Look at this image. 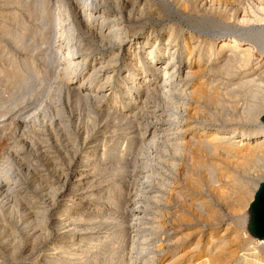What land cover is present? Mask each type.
<instances>
[{
    "label": "rangeland",
    "instance_id": "rangeland-1",
    "mask_svg": "<svg viewBox=\"0 0 264 264\" xmlns=\"http://www.w3.org/2000/svg\"><path fill=\"white\" fill-rule=\"evenodd\" d=\"M69 1L70 0H55L56 4L54 6V1L46 0V7H48V9H46L45 12H40L38 16L37 12L34 14L32 13L33 9L35 8L33 5H37L36 1L34 2V0H0V95L3 94L2 96H0L2 98H0V102L6 101V106L0 105V118L4 119L3 124L5 128H2L3 124H0V264H53L52 254L54 253V251L56 252L58 248L62 247V245H65L72 239H78L77 237L79 236V233L83 234L85 239L84 242H80L78 244L79 250L77 251V253H80L81 251L86 250L89 247H93L95 251V248H97L98 250L96 252H106L103 259L98 262V264H105L104 262L107 259L106 255L108 254V252L114 251L112 249L113 245L118 241L117 238L119 233H117V229L122 226H124L125 231H128L127 233H129L130 229L133 232L135 231L134 234L130 230L129 234H131V236L132 233L133 236H137V233H139L140 241L138 240L137 243L139 248L142 246L145 248L146 245H148V247H146L145 251L143 252L161 251L162 253H158L157 256L159 261L164 260L172 253L192 251L201 252L205 241L203 240V242H197L201 235V233L198 232L205 226L206 221L202 220L203 218L200 220V213H198L196 208H199L200 210L201 208L199 207L200 205L197 206L198 203L196 202L202 201L203 199L211 200L213 202V207L211 206V209H208L209 211H207L206 208L203 209L204 211H206L204 218H206V216L208 215V217L211 218L210 216L215 213L214 219L213 221H211L212 223H208L206 229L209 230V228L211 227L215 228L217 230V235H221V233H225L226 230L229 229L228 233H231L229 234V237L232 238V236L237 233L241 237V240L247 238L246 231L244 230L245 226L243 225L245 210H238V206L237 204H235L237 203V201L232 198L236 197V194L233 195L232 193L233 187L224 185L223 187L221 185V179L226 177V175L222 174L223 172H221L220 170H224L226 172L228 171L227 173H229V176H231V174L233 173L232 175H237L242 180L247 177V180L245 179L247 183L251 178L254 184L250 183L249 187L253 188V185L255 187V184L257 182H261L264 180V167H262V165H264V157L263 159H261L264 154L257 156L258 158H247L242 156L233 158L229 154L221 153L222 156L221 154H219V158L216 157V159H213L214 162H217L218 166H216L217 164L215 163V165H213L212 167L206 168L204 173L203 170L201 171V169L197 168L193 163H191L192 161L190 157L194 153V151L190 149L192 146H190L189 144L184 145V150L181 152L179 151V143L183 142V144H185L186 141H189V139L197 136L199 137L198 133L204 126L218 125L224 127L226 131H237L239 133H251L260 128L261 121L260 119H258V113L260 112L261 108L259 104L264 97V79L261 78V76H258L255 82L252 81L246 85H241L236 90L230 91L229 94L218 93H224L226 91L228 92L227 88H231L233 84L237 83L244 72L250 73L252 69L256 67L255 65H257L261 61L264 62V0H111V2L115 1L116 5L118 6V8L116 7L118 11L116 8H112V4H114L113 7L116 5L114 2L111 3L110 0H108V3L107 0H101L102 5L100 4L101 2H99L100 0L96 1V4L100 6H96V8H93L94 12L100 11L99 13H101L105 10L104 12L110 14L108 15L110 16V18L113 17L112 15L114 13L117 16H120L121 14V22L123 23L121 24V26L123 28V31L125 29L124 32L129 38L140 36L142 37L144 33H147L152 29H155L159 32H164L165 36L161 38V42L164 43L163 45H161L162 48H166L169 41V39L167 38H171L169 36V31L172 28L174 29V33L172 36V41L174 43L172 42L173 44L170 45L172 48L176 44H179V49L182 48L183 39L189 38L190 36L194 38L193 40L195 44H197L196 46L202 49L205 54L208 50V45L212 44V42L214 43L215 41L219 43L220 40L223 39L222 37H225V32H220L219 29L221 28L219 27L225 28L227 27V25H229L233 28L245 29V33H247L246 38L249 37L246 42L248 43V46L250 45L251 48V60L249 65L242 68L241 70L232 69L229 73H215L211 71L205 73L204 81H207V85H209L210 88V96L208 98L200 99L193 96L184 97V94L179 90L175 91L173 96L177 104L176 113H178L179 115L177 120L170 116L172 107L168 106L167 103H165L164 97H162L163 95L161 96L162 92H157V96L155 95V98L151 99L152 101L148 100L147 104L142 107L143 109L140 108L142 104L139 103L140 106L137 105L136 107H132V109L126 111L123 107L120 108V105H122V103L120 104L118 99L121 92L119 93L114 89L110 91H104L105 89H110L108 83L102 88L99 87V85L106 82L104 79L107 75L105 74V71H102V73L99 72L98 75L96 69H98L99 64L101 66L103 64L106 65L105 61H111L112 65L109 64L110 67L114 66L113 68H116V72L118 71L119 73V80L114 84V87L117 86L116 88H119V90L121 91L127 87L129 78L126 76L128 75L127 73L128 71H130V68H132V66L128 62L129 57H127L129 55V52L126 51V48L124 51H122V53H119L118 51V53L112 51V45L109 44L110 42H105L104 39H102V33H100L99 30H86L83 25L78 23V17H73L76 15L75 13L78 2L79 4L81 2L79 0H72L74 3L71 1L70 3ZM147 1H149V4ZM103 2L108 6V8ZM123 2H125V4ZM129 2L132 3V5L135 3L133 5V8H130L131 11L130 9H128V4H130ZM139 4L140 6L144 4V7H136ZM61 5H64L65 7L63 6L64 8L61 9ZM167 6L170 8V10ZM66 8L69 9L70 13L74 11L73 13H71L72 15L70 14L68 22H70L72 26L75 25V27H73L75 30L78 29L77 31L81 30L80 28L82 26L83 30H85V32L87 31V35L83 30L79 31V33L74 29H72V31L74 32L71 34L69 32V26L71 25H67L66 21L65 23L61 22V27L63 29L66 26L68 27V29L67 27L64 29L66 35L64 34V37L61 39V41L60 39H54L53 35L51 34L52 28L49 20L53 22L52 16L54 15V13L60 14L62 19L64 18V20L68 19L66 17L67 15H65V11L67 10ZM17 10L20 13L19 17H15L14 15H12L13 12H16ZM24 10L25 12L23 13ZM126 12L129 15H127ZM99 13H97V15ZM43 19H48V21L45 20V22L47 21L49 24L46 22L45 25V23L42 22ZM187 19H189V21ZM22 22H24L25 26L24 24H22ZM201 25L209 28L210 31H214L215 33H217V35L214 34V32L209 33V31L205 28L203 29ZM209 26H211L212 28L210 29ZM3 27L5 28L3 29ZM21 27L22 31L19 30ZM47 30L48 32H46ZM75 32L76 34H74ZM44 33H47V36ZM90 33H92L93 36ZM94 33H97L95 35L98 36L96 37ZM69 34L71 37L69 36ZM28 35L30 37L34 36V39L28 40L30 39V37H27ZM45 37H49L50 39L53 38L50 41L51 43H49L50 45H52L51 47L53 48V50H51L52 48L48 45ZM99 37L100 39H98ZM41 38H43V41ZM83 38L87 40V42L84 41ZM252 38L255 41H253ZM68 40L71 43L72 47L78 48V46L81 45L78 49L76 48L78 51H76V49L74 48V51L76 53L75 57H81L80 59L86 61L85 64H82L78 69H76L77 71L74 72L75 76L78 78L73 75L74 73L69 75L70 81L68 79L66 81L65 74L68 69H66L67 66L65 65V60H63L64 56L63 54H61L62 52H59L58 50L59 45H65L66 43H69ZM97 40L100 41L98 42ZM101 40H103V43H100ZM52 41L55 44L52 43ZM78 43L80 44L77 46ZM93 46L96 47L97 50L94 49ZM89 48L91 50L94 49L93 51L95 53L91 50L89 51ZM54 49L58 50V54L56 53V56V50L54 51ZM3 51H8V55L4 56L5 53ZM52 51L54 52V54ZM46 53L49 55L47 56ZM86 53L89 55L88 58V55ZM114 54L116 58L114 57ZM189 54L190 50L185 47L182 51H179V55L174 60V62L179 64L180 67L187 68L186 59L188 58ZM109 56L111 57L109 58ZM111 58H114V60L116 59L117 63L113 62ZM204 59L205 62L209 61L207 55H205ZM52 60L54 61L51 64L50 61ZM13 66H17V70L19 69L18 76H20V78L26 77L28 79L32 75L33 76L31 77V79H28V81L26 80L25 82L23 81L25 80L24 78L20 81H16L17 77L13 78ZM263 66L261 67L262 70H264ZM62 69L64 71H62ZM92 70L94 71V73ZM89 71L91 75L93 73L96 75V77L95 75L90 76ZM62 72L64 73V75ZM87 75L88 78H86ZM145 75L146 79L152 78V75L148 71ZM196 79L197 78L188 77L184 83H186L187 81L189 82L188 84L192 86L196 84ZM72 82L73 84L71 85L70 83ZM75 86H77L78 88H74ZM58 88H62V90ZM78 92H80L79 95ZM82 92L83 94L80 95ZM89 92L90 94L92 93V96L89 95ZM211 95L214 97V99ZM99 96L102 98H100ZM83 97L85 98V100ZM158 102L160 106L158 105ZM179 102L180 104H178ZM155 103L157 106L155 105ZM156 107L157 109H155ZM12 108H14L13 111ZM163 108L166 109L163 110ZM114 109L117 112H115ZM104 110L110 111L107 113ZM123 112L126 114L130 113L129 115H132L129 124L128 122L121 120L120 113ZM141 112L146 114H141ZM152 112H154L152 114L153 116L151 115ZM117 113L118 115H116ZM149 113V117L151 116L150 118L148 117ZM140 115H142V117ZM118 116H120L119 119ZM158 116L161 122L159 121ZM140 117L143 120H141ZM7 118L8 120H6ZM156 118H158V121ZM132 120L134 121V125L133 123H131ZM145 120L150 121L147 123ZM151 120H153L154 123ZM149 123L157 125V129L155 130V132L146 131V126H148ZM129 127L131 128L129 129ZM124 130L131 133V135L133 133H137L138 130H141L143 133L139 131L137 133L138 135H132H135L137 137L139 136V139L133 140L130 138V140H128L129 142L124 141V143H122L125 138H120L119 135L121 134V131L125 132ZM142 134H144V137L142 136ZM150 138H152L153 140H150ZM119 140H121L122 142H119ZM147 140L150 144L146 143ZM143 141L145 142L143 143ZM118 142L122 144V146H120L121 150L115 151V153H113L114 147L116 146V144H118ZM130 142H132L133 144ZM122 147L124 149H122ZM125 147L128 152L125 151ZM92 148H95L97 154L93 155V159L89 164L88 162L83 163V172L85 175L83 174L82 176H79L74 172H71L70 166H68V158H72L71 154H75L77 149H80L78 160L79 162H82V160H84V158L86 157V152L88 150L89 152H91ZM166 148L167 150L164 152ZM190 150L192 152H190ZM104 151L106 154L104 153ZM177 151H179V154L176 153ZM118 155L121 156H119L121 159L118 157ZM224 155H229V157H226ZM239 157L242 159H240ZM237 158H239L241 162L239 159L237 160ZM250 162L252 165L250 164ZM244 163H247L248 165H244ZM234 164L237 165L234 166ZM242 164L244 167H241ZM214 167L223 168L219 169ZM237 167L239 169H237ZM120 168L122 169L121 171ZM245 168L247 171L245 170ZM208 169L211 173L213 172V175L209 172ZM215 169H217L218 172ZM235 169L237 172L235 171ZM229 171L232 173L230 174ZM219 173L222 175H220ZM205 177L208 178L206 179ZM77 179L80 180L79 188L76 184ZM193 180H195L197 184H199V186L194 184ZM212 180L214 183L211 182V184L210 181ZM209 184H211L212 187L209 186ZM217 187L222 188L219 190H223V192H228L229 194L223 193V195H227H225V197L221 200L217 199ZM230 187L231 190L229 189ZM252 188L250 190H252ZM213 189L215 191H213ZM137 191L139 192V195L143 193L145 196L143 194L141 196H138ZM109 193L112 195H110ZM118 193H120V195L122 194V197ZM218 193H221L222 195V191H219ZM230 193H232V197ZM123 194H126L124 196L126 197V199H124ZM77 195L80 197V200L76 204H73L74 197H76ZM210 196H212L214 200L212 197L210 198ZM108 197L110 199L109 201ZM226 197H228V199ZM134 198L137 199L135 200ZM122 200L126 203L132 202L130 203L131 206L127 204H125V206L123 202L122 205L125 206L123 207V209L122 206H120L121 204L119 205ZM146 200L147 203L145 204L149 203V205L151 206L150 210L153 216L151 215V217L147 218L144 221V224L140 226V224L137 223L138 220L132 218L129 210L135 207L141 208V205L143 207ZM111 201H116L120 206L119 208H121V210L123 209L121 212V216L127 211L126 213L128 215L125 213V215L123 216L127 217L126 219H129L130 222L124 219L123 216L120 220L118 219L117 211L113 210ZM134 203L135 205H137L135 206ZM189 203L191 204V206ZM132 204L135 207H133ZM195 206L197 207L195 208ZM111 209L113 212L111 211ZM176 211L184 212L185 214H187L189 220L181 221L180 219H173L175 217L174 213H178ZM113 213L116 215H114ZM111 215L113 218L111 217ZM123 220L127 221L130 224V228L129 225L126 226L128 223L126 224V222H123ZM119 221H121L123 225H120V223H118ZM131 221H134L137 226H135L136 224H131ZM124 223L126 225H124ZM150 224H153L155 226H150ZM150 227L153 229H151ZM224 227L226 228V230L224 229ZM134 228L137 229L134 230ZM95 235L101 236L103 239L100 238L98 241L94 242V239L96 238ZM91 242H94L95 245L92 246L93 244ZM239 246L242 250L243 246ZM147 248L148 251H146ZM132 252L137 251L136 249H134V251ZM166 253L167 255H165ZM72 259L73 257L71 255L70 257L68 256L67 260L69 261L67 264H77L75 258L73 260Z\"/></svg>",
    "mask_w": 264,
    "mask_h": 264
},
{
    "label": "bare ground",
    "instance_id": "bare-ground-1",
    "mask_svg": "<svg viewBox=\"0 0 264 264\" xmlns=\"http://www.w3.org/2000/svg\"><path fill=\"white\" fill-rule=\"evenodd\" d=\"M18 1V0H17ZM36 1L37 5H33L35 8L33 9V14L37 12L38 16L40 14V12L42 11H46V9H48V7H46V0H34V2ZM54 1V6L56 4L55 0H52ZM71 2L75 1V0H70ZM69 1V2H70ZM78 1V0H77ZM81 3L79 4L78 2V6L76 7V15L73 16L74 18L75 17H78L79 21L78 23H80L81 25H83L86 30L88 29L89 31H100V33H102V39H104V41L106 42H110L109 44L112 45V51L114 52H119V53H122V51L125 50L126 48V51L129 52V55L127 57H129L128 59V62L129 64L132 66V68H130V71H128V75L126 77L129 78V83L127 85L126 88H124V90H119V88L117 89L116 87H114L115 83L119 80V76H118V71L116 72V68H113L114 66L110 67L109 64H111V61H105L106 65H98V69L97 70V74L99 75V72L102 73V71H105V74L107 76H105L106 78L104 79L106 82L99 85L100 88L106 86V84L108 83V85L110 86V89H105L104 91H110L112 89H114L115 91L117 92H121V94H119V102L120 104L122 103V105H120V108H124L126 111L127 110H130L132 109V107H136L137 105L142 104L140 108L144 107L145 104H147L148 100H151L153 98H155V95L156 93H161V96L164 97V101L165 103H167L168 106H171V117H173L175 120H177V118L179 117L178 113H176L177 111V104H176V101H175V98H174V93L175 91L179 90L181 93L184 94V97L185 96H193V97H198V98H208L210 96V88H209V85H207V81H204L205 80V73L207 72H215V73H229L232 69H242L244 67H247L250 63V60H251V48H250V45L248 46V43L246 42V40L249 39L246 38V34L245 33V29L243 28H233L232 26H229L227 25V27H219L221 29L220 32H225V37L223 36L220 40L219 43H217L216 41L210 45H208V50L205 54V52L198 48V46H196L197 44H195L194 42V38L190 37L189 38H184L183 39V43H182V48L179 49V44H176L173 48L170 46L172 45L174 42L172 41V36H173V33H174V29L172 28L169 32V36L171 38H167L169 39L168 41V44L166 46V48H162L161 45H163L164 43L161 42V38L165 36L164 32H159V31H156L155 29L153 30H150L149 32L147 33H144V35L141 37H133V38H129L127 36V34L123 31V28L121 26V24H123L121 22V14L120 16L116 15L114 12V14L112 15L113 17L110 18V14L102 11L101 13H99L100 11H93L94 9L93 8H96V6H100V5H97L96 4V1L98 0H79ZM117 1V0H116ZM120 1V0H119ZM118 1V2H119ZM146 1V0H144ZM167 1V0H166ZM174 1V0H173ZM26 2V1H25ZM70 2V3H71ZM99 2H101L100 4L102 5V1L100 0ZM98 2V4H99ZM109 1L107 0V3ZM111 2V0H110ZM115 3V1H112ZM111 2V3H112ZM126 2V1H125ZM125 2H123L125 4ZM148 4H149V1H147ZM14 3V2H13ZM17 3V2H16ZM23 3V1H22ZM32 3V2H31ZM74 3V2H73ZM77 3V2H75ZM104 3V2H103ZM128 3V1H127ZM130 3V2H129ZM141 3V2H140ZM146 3V2H145ZM172 3V2H171ZM9 4V3H8ZM15 4V3H14ZM19 4V3H18ZM48 4H49V1H48ZM58 4H59V1H58ZM66 4V3H65ZM64 4V5H65ZM105 4V3H104ZM120 4V3H119ZM135 4V3H134ZM133 4V5H134ZM180 4V3H178ZM64 5H61V9L64 8L65 6ZM76 5V4H75ZM114 4H112V8H118V6H114ZM129 5V6H128ZM126 6H128L130 8H133V5L132 3L128 4ZM137 5V4H136ZM169 5V4H168ZM173 5V4H172ZM18 6V5H16ZM48 6V5H47ZM64 6V7H63ZM67 6V5H66ZM91 6V7H90ZM105 6H107L105 4ZM120 6V5H119ZM126 6H122V7H126ZM132 6V7H131ZM142 6L144 7V4H142L140 6V4L136 7H141ZM176 6V5H175ZM30 7V5H29ZM57 7H60V6H57ZM69 7V6H68ZM71 7V5H70ZM72 7H73V4H72ZM90 7V8H89ZM146 7V6H145ZM168 7V6H167ZM32 8V7H31ZM55 8V7H54ZM98 8V7H97ZM108 8V6H107ZM111 8V9H112ZM116 8V9H117ZM169 8V7H168ZM10 9V8H9ZM29 9V8H28ZM57 9V8H56ZM67 9V8H66ZM103 9V8H102ZM127 9V8H126ZM174 9V8H173ZM243 9V8H242ZM50 10V9H49ZM65 10V9H64ZM71 10V9H70ZM75 10V9H74ZM97 10V9H96ZM124 10V9H123ZM138 10H141V9H138ZM137 10V11H138ZM170 10V8H169ZM172 10V9H171ZM14 11V10H13ZM22 11V10H21ZM28 11V10H26ZM39 11V13H38ZM53 11V10H52ZM62 11V10H61ZM116 11V10H115ZM118 11V9H117ZM128 11V10H126ZM131 11V9H130ZM174 11V10H173ZM25 12V10L23 11V13ZM43 12V14H44ZM55 12V11H54ZM66 14L67 15L66 17L68 19L64 20V18L62 19L61 15L60 14H56L54 13V15L51 17L53 19V22H51V20H49L50 22V25H51V28H52V35L54 37V39H61L64 37V34H65V31L64 29L67 27H65L64 29L61 27L62 23H65L66 21L68 22L69 20V17H70V14L73 13L74 11H72L70 13L69 9H67L66 11ZM141 12V11H140ZM139 12V13H140ZM27 13V12H26ZM29 13V12H28ZM63 13V12H61ZM97 13H99L97 15ZM119 13V12H118ZM117 13V14H118ZM124 13V12H123ZM127 13V12H126ZM138 13V14H139ZM147 13V12H146ZM174 13V12H173ZM22 14V13H21ZM125 14V13H124ZM15 17H19L20 16V13L19 11L17 10L16 12H13V14ZM31 15V14H30ZM46 15V14H45ZM52 15V14H51ZM50 15V16H51ZM72 15V14H71ZM127 15H129L127 13ZM179 15V14H178ZM64 16V15H63ZM126 16V15H125ZM131 16V15H130ZM137 16V15H136ZM42 17V16H41ZM40 17V18H41ZM72 17V18H73ZM128 17V16H127ZM50 18V19H51ZM77 19V18H76ZM256 19V18H255ZM25 20V19H24ZM45 20L48 21V19H43L42 22L45 23L46 25V22ZM72 20V19H71ZM74 20V19H73ZM189 21V19H187ZM26 21V20H25ZM16 22V21H15ZM21 22V21H20ZM66 24L67 25H71L69 26V32L72 34L74 31H72V29H74L75 25L72 26V24L70 22H68ZM73 22V21H72ZM192 22V21H191ZM48 23V22H47ZM52 23V24H51ZM77 23V22H75ZM7 24V23H6ZM19 24V23H18ZM22 24H24V22H22ZM49 24V23H48ZM80 24H79V27H80ZM111 24V25H110ZM196 24V23H195ZM8 25V24H7ZM29 25V24H28ZM110 25V26H109ZM4 26V25H3ZM25 26V24H24ZM43 26V25H42ZM78 26V24H77ZM169 26V25H168ZM190 26V25H189ZM218 26V25H217ZM37 27V26H36ZM64 27V25H63ZM201 27L206 30L209 31V33H213L214 31H210L209 28H206L204 25H201ZM210 29L212 28L211 26H209ZM214 27V26H213ZM5 27H3L4 29ZM7 28V27H6ZM41 28V27H40ZM48 28V27H47ZM46 28V29H47ZM50 28V27H49ZM50 28V29H51ZM78 28V27H77ZM84 28V29H85ZM167 28V27H166ZM193 28V27H192ZM2 29V28H1ZM25 29V28H23ZM68 29V27H67ZM81 30H83L82 26L80 28ZM198 29V28H197ZM20 31H22V27L19 29ZM45 30V29H44ZM75 30V29H74ZM78 30V29H77ZM75 30V31H77ZM79 30V31H81ZM108 30V31H107ZM166 30V29H165ZM215 30V29H214ZM218 30V29H217ZM33 31V30H32ZM68 31V30H66ZM77 31V32H79ZM84 33L86 34L87 31L85 32V30H83ZM88 31V32H89ZM36 32V31H35ZM38 32V31H37ZM42 32V31H41ZM40 32V33H41ZM48 32V30L46 31ZM206 32V31H205ZM205 32H202V33H205ZM257 32V31H256ZM17 33V32H16ZM80 33V32H79ZM219 33V32H218ZM231 33V34H229ZM236 33V34H235ZM250 33V32H249ZM33 34V33H32ZM31 34V35H32ZM42 34V33H41ZM45 34V33H44ZM76 34V32L74 33ZM84 34V36H85ZM92 35V33H90ZM97 34V33H94V35ZM214 34L217 35V33L214 32ZM220 34H223V33H220ZM30 35V34H29ZM27 36V37H30V36ZM47 36V33L45 34ZM51 35V36H52ZM66 35V34H65ZM79 35V34H78ZM81 35V34H80ZM87 35V34H86ZM89 35V34H88ZM90 35V36H91ZM100 35V34H99ZM208 35V34H207ZM23 36V35H22ZM25 36V35H24ZM70 36V34H69ZM82 36V37H84ZM93 36V35H92ZM96 37L98 35H95ZM68 37V35H67ZM71 37V36H70ZM69 37V38H70ZM132 37V36H131ZM94 38V37H93ZM221 38V37H220ZM21 39V38H20ZM31 39H34V36H31L30 39L28 40H31ZM42 41H43V38H41ZM46 41L48 42V45L51 47L52 45H50L49 43H51V39L53 38H49V37H45ZM68 39V38H66ZM75 39V38H74ZM84 39V38H83ZM88 39V38H87ZM91 39V38H90ZM100 39V37L98 38ZM73 40V39H72ZM92 40V39H91ZM96 40V39H95ZM216 40V39H214ZM253 41H255L253 38H252ZM38 41V40H37ZM41 41V42H42ZM45 41V42H46ZM57 41V40H56ZM84 41L87 42V40L84 39ZM94 41V40H93ZM98 41V40H97ZM100 41V40H99ZM98 41V42H99ZM103 40H101L100 43H103L102 42ZM44 42V43H45ZM46 42V43H47ZM69 42V40H68ZM80 42V41H79ZM91 42V41H90ZM97 42V43H98ZM104 42V43H105ZM173 42V43H172ZM23 43V42H22ZM43 43V42H42ZM52 43H54L52 41ZM57 43V42H56ZM66 43V41H65ZM99 43V44H100ZM180 43V42H178ZM194 43V44H193ZM7 44V43H6ZM38 44V43H37ZM55 44V43H54ZM64 44V43H63ZM80 43L77 44V46L79 45ZM91 44V43H90ZM24 45V44H22ZM84 45V44H83ZM35 46H36V43H35ZM39 46V45H38ZM45 46V45H44ZM58 46V45H57ZM81 46V45H79ZM78 46V48H79ZM85 46V45H84ZM91 46V45H90ZM95 46V44H94ZM93 46V47H94ZM102 46V45H101ZM107 46V45H105ZM109 46V45H108ZM49 47V48H50ZM111 47V46H110ZM185 47H187V49L190 50V54L188 56V58L186 59V64H187V68H183V67H180L179 64H177L176 62H174V60L177 58V56L179 55V51L183 50ZM34 48V47H32ZM38 48V47H37ZM46 48V47H45ZM52 48V47H51ZM55 48V47H54ZM74 48L75 47H72L71 43H66L65 45H62L60 44L59 45V52H62L61 54H63L64 58L63 60H65L66 62V69H68L66 71V81L67 79L69 80V75L76 72L82 64H85V60L83 59H80L81 57H75V51H74ZM77 48V47H76ZM75 48V49H76ZM77 48V49H78ZM81 48V47H80ZM84 48V47H83ZM104 48V47H103ZM107 48V47H106ZM76 49V51H78ZM88 49V48H87ZM93 49V48H92ZM94 49L97 50L96 47H94ZM93 49V50H94ZM207 49V48H206ZM7 50V49H6ZM48 50V48H47ZM46 50V51H47ZM53 50V48L51 49ZM56 50V51H55ZM57 49H54L55 51V56L58 54ZM91 49L89 48V51ZM91 50V51H93ZM110 50V49H109ZM33 51V50H32ZM81 51H84V50H81ZM88 51V50H87ZM5 54L4 56H7L8 55V51H3ZM48 52V51H47ZM53 52V51H52ZM94 52V51H93ZM99 52V50H98ZM117 52V53H118ZM57 53V54H56ZM79 53V52H77ZM81 53H84V52H81ZM95 53V52H94ZM182 53V52H181ZM208 53V54H207ZM35 54V53H34ZM45 54V53H44ZM47 54V53H46ZM54 54V52H53ZM87 54V53H86ZM49 54H47L48 56ZM88 55V54H87ZM86 55V56H87ZM91 55V54H90ZM113 55V54H112ZM123 55V54H122ZM205 55L208 56V60L207 62H205ZM59 56V55H58ZM85 56V55H84ZM99 56V55H98ZM97 56V57H98ZM108 56V55H107ZM126 56V55H125ZM46 57V55H45ZM83 57V56H82ZM89 57V55L87 56V58ZM111 56H109L110 58ZM114 57H115V54H114ZM35 58V57H34ZM54 58V57H53ZM106 58V57H105ZM116 58V57H115ZM33 59V58H32ZM48 59V58H47ZM50 59V58H49ZM86 59V58H85ZM101 59V58H100ZM112 59V58H111ZM121 59V58H120ZM55 60V59H54ZM50 61L51 64L52 62L54 61ZM59 60V59H58ZM90 60V59H89ZM108 60V59H107ZM31 61V60H30ZM57 61V60H56ZM113 62H116V59L114 60V58L112 59ZM119 61V60H118ZM9 62V61H8ZM59 62V61H58ZM61 62V61H60ZM96 62V61H95ZM94 62V63H95ZM125 62V61H124ZM57 63V62H56ZM90 63V62H89ZM115 63V64H116ZM258 63V62H257ZM49 64V63H48ZM55 64V62H54ZM54 64H53V67H54ZM63 64V63H62ZM102 64V63H101ZM114 64V63H113ZM181 64V63H180ZM35 65V64H34ZM112 65V64H111ZM124 65V64H122ZM264 65V62H259L257 65H255L256 67H254L252 69V71L249 73V72H244L242 77L239 79V81L235 84H233L231 86V88H227L228 92H224V93H218V94H229L230 91H233V90H236L238 87H240L241 85H246L252 81L255 82V80L258 78V76H261V78L264 79V70H262V66ZM20 67V66H18ZM52 67V68H53ZM130 67V66H129ZM185 67V66H184ZM12 68V67H11ZM14 68V75H13V78L17 77V80L16 81H20L21 79H25L23 80L24 82L28 79H31V76L30 78H26V77H21L18 76V70H17V66H13ZM47 68V67H46ZM55 68H56V65H55ZM54 68V69H55ZM264 68V66H263ZM64 69V68H63ZM62 69V71H64ZM95 69V68H94ZM93 69V70H94ZM92 70V71H93ZM29 71V69H28ZM91 71V73H92ZM124 71V70H123ZM147 71L152 75V78H149V79H146V73ZM33 72V71H32ZM113 72V73H112ZM127 72V71H126ZM6 73V72H5ZM17 73V74H16ZM30 73V72H29ZM63 73V72H62ZM88 73V72H87ZM94 73V71H93ZM92 75H95L93 74ZM248 73V74H247ZM12 74V73H11ZM28 74V73H27ZM34 74V73H33ZM89 74H90V71H89ZM88 74V75H89ZM122 74V73H121ZM242 74V73H241ZM247 74V75H246ZM1 75V74H0ZM64 75V73H63ZM75 76V73L73 74ZM88 75L86 78H88ZM90 74V76H92ZM125 75V74H124ZM148 75V74H147ZM12 77V76H11ZM76 77V76H75ZM83 77V76H82ZM96 77V75H95ZM94 77V78H95ZM184 77V78H183ZM197 78V82L196 84L190 86L185 80L187 78ZM45 78V77H44ZM78 78V77H76ZM34 79V78H33ZM75 79V78H74ZM97 79V78H96ZM87 80V79H86ZM85 80V81H86ZM184 80V81H183ZM189 80V79H188ZM70 81V80H69ZM83 81V79H82ZM80 81V82H82ZM92 81V80H91ZM62 82V81H61ZM102 82V81H101ZM152 82V83H151ZM194 82V81H193ZM63 83V82H62ZM67 83V82H66ZM84 83V82H82ZM22 84V83H21ZM30 84V83H29ZM71 85L73 84L70 83ZM69 84V85H70ZM81 84V83H80ZM192 84V83H191ZM28 85V84H27ZM63 85V84H62ZM79 85V84H78ZM84 85V84H83ZM30 86V85H29ZM47 86V85H46ZM65 86V84H64ZM98 86V85H97ZM96 86V87H97ZM113 86V87H112ZM120 86V85H119ZM58 87V86H57ZM82 87V86H81ZM85 87V86H84ZM83 87V88H84ZM91 87V86H90ZM212 87V86H211ZM226 87V86H225ZM67 88V87H66ZM71 88V87H69ZM74 88H78L77 86H75ZM121 88V87H120ZM192 88V89H191ZM60 89V88H58ZM73 89V88H72ZM57 90V88H56ZM62 90V88L60 89ZM64 90V89H63ZM217 90V89H216ZM71 91V90H70ZM160 91V92H159ZM223 91V90H222ZM263 91V90H262ZM76 92V90H75ZM98 92V91H97ZM5 93V92H4ZM22 93V92H21ZM80 92H78V95H79ZM88 93V92H86ZM106 93H109V92H106ZM115 93V92H114ZM213 93V92H211ZM217 93V92H215ZM74 94V93H73ZM77 94V92H76ZM83 92L80 94L82 95ZM92 94V93H91ZM89 92V95L92 96ZM97 94V93H96ZM99 94V93H98ZM104 94V93H103ZM3 95V94H2ZM0 95V96H2ZM100 95V94H99ZM77 96V95H76ZM94 96V95H93ZM95 96H98V95H95ZM113 96V95H112ZM118 96V95H117ZM157 96V95H156ZM160 96V97H161ZM212 96V95H211ZM216 96V95H215ZM86 97V95H85ZM100 97V96H99ZM105 97V96H104ZM213 97V96H212ZM1 98V97H0ZM4 98V97H3ZM84 98V97H83ZM92 98V97H91ZM102 98V97H100ZM157 98V97H156ZM2 99V98H1ZM7 99V98H6ZM94 99V98H93ZM99 99V98H98ZM187 99V98H185ZM214 99V97H213ZM10 100V99H9ZM85 100V98H84ZM87 100H88V97H87ZM116 100V99H115ZM1 101V100H0ZM152 101V100H151ZM149 101V102H151ZM157 101V100H156ZM186 101V100H185ZM8 102V101H7ZM161 102V101H160ZM1 104L0 105H5L6 104V101H2L0 102ZM100 103V102H99ZM164 103V102H163ZM164 103V104H165ZM88 104V103H87ZM152 104V103H151ZM180 104V102L178 103ZM156 105V103H155ZM154 105V106H155ZM158 105L160 106L159 102H158ZM260 112L258 113V119H260V128L258 130H255L251 133H239L237 131H232V132H229V131H226L224 129V127L222 126H218V125H211V126H204L202 129H200L199 131V137H193L192 139H189V141L185 144H183V142L179 143L180 144V147H179V151H183L184 150V145H187L189 144L190 146H192L190 149H192L194 151V153L191 155V163H193L197 168L201 169V171L203 170V172L206 170V168L208 167H212L213 165H215V163L217 164V162H214V158L216 159L219 158V154L223 153V154H229L231 155L233 158L234 157H238V156H242V157H247V158H252V157H256L258 158L257 156L259 155H263L264 154V121L261 119V114L263 113L264 111V97L262 98V101H260ZM6 106V105H5ZM11 106V105H10ZM9 106V107H10ZM17 106V105H16ZM140 106V105H139ZM152 106V105H151ZM157 106V105H156ZM4 107V106H3ZM112 107V106H111ZM185 107V106H184ZM16 108V107H15ZM139 108V107H138ZM139 108V109H140ZM150 108V107H149ZM159 108V107H158ZM246 108V107H245ZM7 109V107H6ZM10 109V108H9ZM111 109V108H110ZM138 109V111H139ZM143 109V108H142ZM147 109V108H146ZM157 109V107L155 108ZM161 109V107H160ZM166 109V108H165ZM163 108V110H165ZM179 109V108H178ZM14 110V108H12V111ZM19 110V109H18ZM37 110V109H36ZM121 110V109H120ZM151 110V109H150ZM154 110V109H153ZM159 110V109H158ZM3 111V110H1ZM106 111V110H104ZM110 111V110H109ZM108 110L106 111L107 113L109 112ZM115 111V109H114ZM132 111V110H131ZM135 111V110H134ZM142 111V110H141ZM144 111V110H143ZM157 111V110H156ZM162 111V110H161ZM113 112V111H112ZM117 112V111H115ZM114 112V113H115ZM119 112V111H118ZM150 112V111H149ZM106 113V114H107ZM135 113V112H134ZM143 112H141L142 114ZM154 112L151 113V115L153 114ZM161 113V112H159ZM164 113V112H163ZM169 113V112H168ZM105 114V116H106ZM121 115V120L122 121H125V122H130L131 120V117L132 115H129L128 113H120ZM137 114V113H136ZM144 115L146 113H143ZM167 114V113H166ZM170 114V113H169ZM181 114V113H180ZM3 115V113H2ZM1 115V116H2ZM5 115V114H4ZM110 115V114H109ZM112 115V114H111ZM118 115V113L116 114ZM150 113L148 114V117H149ZM159 115V114H158ZM249 115V114H248ZM118 116V119L119 117ZM134 116V115H133ZM142 117V115H140ZM147 116V115H146ZM153 116V115H152ZM182 116V115H181ZM5 117V116H4ZM114 117V115H113ZM117 117V116H116ZM115 117V118H116ZM140 117V119H141ZM147 117V118H148ZM151 117V116H150ZM149 117V118H150ZM26 118V117H25ZM139 118V117H138ZM159 118V116H158ZM158 118L157 121H158ZM162 118V117H161ZM164 118V117H163ZM117 119V118H116ZM152 119V118H151ZM155 119V118H154ZM8 120V118L6 119ZM5 120V121H6ZM138 120V119H137ZM143 120V119H141ZM133 121V120H132ZM131 123H133L134 125V121ZM147 123L150 121H147L145 120ZM153 123L154 121L151 120ZM159 121H160V118H159ZM165 121V120H163ZM162 121V122H163ZM170 121V120H169ZM181 121V120H180ZM121 122V121H120ZM161 122V121H160ZM158 122V123H160ZM174 122V121H173ZM172 122V123H173ZM4 123V119H1L0 118V124H3ZM39 123V121H38ZM67 123V122H66ZM122 123V122H121ZM142 123V122H141ZM145 123V122H144ZM181 123V122H180ZM7 125V124H6ZM126 125V123H125ZM136 125V124H135ZM140 125V124H139ZM145 125V124H144ZM164 126V125H163ZM173 126V125H172ZM179 126V124H178ZM6 127V126H5ZM127 127V126H125ZM135 127V126H134ZM159 127V126H158ZM4 128V124H3V127ZM107 128V127H106ZM122 128V127H121ZM131 127H129L130 129ZM145 128V126H144ZM171 128V127H170ZM175 128V127H174ZM177 128V126H176ZM258 128V127H257ZM5 129V128H4ZM24 129V128H23ZM108 129V128H107ZM134 129V128H133ZM157 129V125L156 124H152V123H149L148 126H146V131L147 132H151V131H154ZM159 129V128H158ZM167 129V128H166ZM181 129V128H180ZM198 129V128H197ZM76 130V129H75ZM132 130V129H131ZM179 130V129H178ZM118 131V130H117ZM116 131V132H117ZM125 132L121 131V134L119 135L120 138H125V140H123V142L121 140H119V142H122L124 143V141H128L131 139L135 140V139H139V136H132L133 134H137L139 131L141 130H138L137 133H133L131 135V133L129 132H126V130H124ZM128 131V130H127ZM170 131V130H169ZM252 131V130H251ZM75 132V131H74ZM109 132V131H108ZM135 132V131H134ZM142 132V131H141ZM145 132V131H144ZM146 132V133H147ZM174 132V131H173ZM86 133V132H85ZM106 133V132H104ZM111 133V132H110ZM114 133V132H113ZM120 133V132H119ZM143 133V132H142ZM145 133V134H146ZM157 133V132H156ZM109 134V133H108ZM152 134V133H151ZM159 134V133H158ZM66 135V134H65ZM106 135V134H104ZM138 135V134H137ZM141 135V134H139ZM144 134H142L143 136ZM116 136V135H115ZM114 136V137H115ZM118 136V135H117ZM118 136V137H119ZM132 136V137H131ZM155 136H158V135H155ZM172 136V135H171ZM103 137V135H102ZM137 137V138H136ZM144 137V136H143ZM146 137V136H145ZM105 138V136H104ZM141 138V137H140ZM152 138H153V135H152ZM150 138V140L152 139ZM155 138V137H154ZM157 138V137H156ZM166 138H167V135H166ZM107 139V138H106ZM112 139V138H111ZM118 139V138H117ZM99 140V139H97ZM110 140V138H109ZM143 140V139H142ZM141 140V141H142ZM153 140V139H152ZM155 140V139H154ZM102 141V140H101ZM118 141V140H117ZM116 141V142H117ZM171 141V140H170ZM180 141V140H179ZM185 141V140H184ZM104 142V141H103ZM116 144V146H112L114 147V152L115 151H118V150H121L120 146H122L121 143ZM129 142V141H128ZM145 141H143L144 143ZM152 142V141H151ZM191 142V143H190ZM132 143V142H130ZM139 143V141H138ZM146 143H149L148 140ZM153 143V142H152ZM151 143V144H152ZM165 143V142H164ZM133 144V143H132ZM141 144V143H140ZM150 144V143H149ZM148 144V145H149ZM155 144V142H154ZM100 145V144H99ZM128 145V143H127ZM126 145V146H127ZM131 145V144H130ZM165 145V144H164ZM77 146V145H76ZM132 146V145H131ZM184 146V147H183ZM96 147V146H95ZM99 147V146H98ZM135 147V146H133ZM175 147V146H174ZM77 148V147H76ZM82 148V147H81ZM89 148V147H88ZM110 148V147H109ZM75 149V148H74ZM101 149V148H100ZM107 149V148H106ZM122 149H124L122 147ZM126 149V147H125ZM138 149V148H137ZM73 150V149H72ZM70 150V151H72ZM84 150V149H83ZM86 150V149H85ZM129 150V148H128ZM131 150V148H130ZM144 150V149H143ZM167 150V148L164 150V152ZM188 150V148H187ZM82 151V150H81ZM111 151V149H110ZM127 151V149L125 150ZM179 151H177L176 153L179 154ZM74 152V151H73ZM79 152H80V149H77V151L75 152V154H73L72 152V158H68L69 159V165L70 166V169H71V172H74L75 174L79 175V176H82L84 174L83 172V163H87L88 164L90 163V161L93 159V155H96V150L95 148H92V151L89 152V150L86 152V157L84 158V160H82V162L80 161L79 162ZM108 152V151H107ZM128 152V151H127ZM174 152V151H173ZM190 152H192L190 150ZM105 153V151H104ZM112 153V152H111ZM112 153V154H113ZM119 153V152H118ZM175 153V154H176ZM68 154V152H67ZM106 154V153H105ZM104 154V155H105ZM123 154V152H122ZM114 155H117V154H114ZM127 155V154H126ZM164 155V154H163ZM229 155H227L229 157ZM103 156V155H102ZM110 156V155H108ZM120 155H118L119 157ZM155 156V155H154ZM190 156V155H189ZM222 156V154H221ZM226 156V155H224ZM223 156V157H224ZM226 156V157H227ZM95 157V156H94ZM113 157V156H112ZM121 157V156H120ZM119 157V158H120ZM124 157V156H122ZM264 156H262L261 159H263ZM99 158V157H98ZM108 158V157H107ZM117 158V157H116ZM149 158V157H148ZM151 158V157H150ZM162 158V157H161ZM175 158V157H174ZM240 158V157H239ZM237 158V160L239 159ZM67 159V160H68ZM71 159V160H70ZM105 159V158H104ZM109 159V158H108ZM111 159V158H110ZM121 159V158H120ZM134 159V158H133ZM232 159V158H230ZM242 159V158H240ZM239 159V160H240ZM260 159V158H259ZM118 160V159H117ZM148 160V159H147ZM164 160V159H163ZM190 160V159H189ZM219 160V159H218ZM222 160V159H221ZM236 160V159H235ZM252 160V159H251ZM78 161V162H77ZM172 161V160H171ZM253 161V160H252ZM95 162V161H94ZM119 162V161H118ZM234 162V161H233ZM241 162V160H240ZM245 162V161H244ZM243 163V162H242ZM259 163V162H258ZM121 164V163H120ZM159 164V163H158ZM167 164V163H166ZM248 165L247 163H244V165ZM251 164V162H250ZM119 165V164H117ZM147 165V164H146ZM170 165V164H169ZM172 165V164H171ZM175 165V164H173ZM220 165V163H219ZM229 165V164H228ZM230 165H231V160H230ZM237 165V164H236ZM234 164V166H236ZM252 165V164H251ZM257 165V164H256ZM67 166V167H68ZM194 166V167H195ZM218 166V164L216 165ZM243 166V164L241 165V167ZM76 167V168H75ZM93 167V166H92ZM109 167V166H108ZM117 167V166H116ZM123 167V166H122ZM195 167V168H196ZM230 167V166H229ZM244 167V166H243ZM262 167H264V165H262ZM101 168V167H100ZM119 168V167H118ZM214 168H219V167H214ZM223 167H220L219 169H222ZM226 168V167H225ZM224 168V169H225ZM235 168V167H233ZM250 168V167H249ZM252 168V167H251ZM124 169V168H123ZM198 169V170H199ZM237 169H239L237 167ZM242 169V168H241ZM11 170V169H10ZM116 170V169H115ZM119 170V169H118ZM122 169L120 168V171ZM209 170V169H208ZM217 170V169H215ZM246 170V168H245ZM70 171V170H69ZM200 171V170H199ZM200 171V172H201ZM221 172H223L222 174L226 175V177L222 178L221 179V185L223 186H231L233 187V195L236 194V197H232V193L231 194V197L235 199V201H237V208L238 210H245V217H244V221H243V225L245 226V231H246V237L245 239H240L241 237L236 233L235 235L231 237H229L231 233H228L229 232V229L226 230V228L224 227V229L226 230L225 233H221V235H217V230L213 227L206 229V227L208 226L207 224L208 223H212L211 221H213L214 219V215H211L209 218L208 216L205 217V214H206V211H204L203 209H207V211H209L208 209L212 206V201L211 200H205L203 199L202 201H195L196 203H198L197 206H199L201 208V210L199 208H196L197 206H195L196 210L198 211V213H200L199 217H200V220H204L206 221L205 223V226L202 228V230L200 229V231L198 233H201L199 239H198V243L200 241L203 242V240L205 241V244L203 245V249L201 252H195V251H192V252H178V253H172L170 256H167L164 260H160L158 259V253H162L161 251L160 252H143L145 251L146 247H148V245H146V247L144 248L143 246L139 248L138 246V240L140 241V235L139 233H137V236H133V232L131 229V231L133 232L132 233V236L130 233V230H129V233H127L128 231L124 230V226L120 227L119 229H117V233H119L118 235V241L117 242H113L114 245H113V250L112 252H108V254L106 255L107 259L105 260V264H264V240L261 239L259 236H256L254 234H252L248 228V225H249V221H250V202L253 200V197H254V193L256 191V189L258 188L260 182H257L255 184V187L253 185V188L252 187H249L250 186V183H253L251 178L250 180L248 181L247 183V177L245 179H241L240 177H238L237 175H232L233 173L230 172L231 176H229V173H227L226 171H222L220 170ZM236 171V169H235ZM247 171V170H246ZM202 172V173H203ZM210 172V170H209ZM215 172V171H214ZM218 172V170H217ZM237 172V171H236ZM241 172V171H239ZM238 172V173H239ZM250 172V171H249ZM154 173V172H153ZM205 173V172H204ZM211 173V172H210ZM213 173V172H212ZM211 173V174H212ZM188 174V173H187ZM220 174V173H219ZM220 174V175H222ZM236 174V173H235ZM241 174V173H240ZM245 174V173H243ZM247 174V173H246ZM70 175V174H68ZM85 175V174H84ZM119 175V174H118ZM156 175V174H155ZM205 175V174H204ZM213 175V174H212ZM211 175V176H212ZM223 175V176H224ZM248 175V174H247ZM11 176V175H10ZM75 176V175H73ZM148 176V175H147ZM206 176V175H205ZM209 176V174H208ZM210 176V177H211ZM241 176V175H240ZM249 176V175H248ZM3 177V176H2ZM77 177V176H76ZM84 177V176H83ZM245 177V176H244ZM250 177V176H249ZM6 178V176H5ZM74 178V177H73ZM188 178V177H187ZM206 179L208 177H205ZM212 178V177H211ZM243 178V177H242ZM90 179V178H89ZM213 179V178H212ZM86 180V179H85ZM122 180V179H121ZM146 180V179H145ZM246 182H245V181ZM254 180V179H253ZM10 181V180H9ZM8 181V182H9ZM17 181V180H16ZM163 181V179H162ZM208 181V180H207ZM220 181V180H219ZM218 181V182H219ZM213 182L210 181V183ZM4 183V182H3ZM168 183V182H167ZM166 183V184H167ZM193 183L198 185L197 182L195 180H193ZM200 183V181H199ZM214 183V182H213ZM247 183V184H246ZM77 187L79 188L80 186V180L77 179ZM173 184V183H172ZM212 184V183H211ZM211 184H209V186H211ZM254 184V183H253ZM145 185V184H144ZM157 185V184H156ZM163 185V184H161ZM20 186V185H19ZM75 186V185H74ZM92 186V185H91ZM220 186V185H219ZM223 186V187H224ZM252 186V184H251ZM7 187V186H6ZM13 187V186H11ZM163 187V186H161ZM212 187V186H211ZM231 187L229 188L231 190ZM18 188V187H17ZM139 188V187H138ZM142 188V187H141ZM203 188V187H202ZM252 188V190H250ZM77 189V188H76ZM149 189V188H148ZM151 189V188H150ZM215 189V188H214ZM213 189V191H215ZM218 189V192L219 191H222V195L221 193H216V197L217 199H222L225 197V195L227 194H224L223 193H228V192H223V190H219V189H222V188H219L217 187ZM224 189V188H223ZM235 189V190H234ZM81 190V189H80ZM111 190V189H110ZM142 190V189H141ZM147 190V189H145ZM152 190V189H151ZM248 190V191H247ZM112 191V190H111ZM122 191V190H121ZM195 191V190H194ZM252 191V192H251ZM78 192V191H76ZM109 192V191H108ZM114 192V191H113ZM125 192V191H124ZM123 192V193H124ZM135 192V191H134ZM138 192V191H137ZM142 192V191H141ZM152 192V191H151ZM75 193V192H74ZM112 193V192H110ZM109 193V194H110ZM129 193V192H128ZM84 194V193H83ZM116 194V193H115ZM120 195V193H118ZM131 194V193H130ZM133 194V193H132ZM138 196H141L142 194L139 195V192L137 193ZM207 194V193H206ZM229 194V193H228ZM112 195V194H110ZM108 195V196H110ZM122 195V194H121ZM120 195V196H121ZM126 195V194H125ZM123 194V197L125 196ZM144 195V194H143ZM147 195V194H146ZM149 195V194H148ZM162 195V194H161ZM82 196V195H81ZM117 196V195H116ZM129 196V195H128ZM127 196V197H128ZM137 196V195H136ZM145 196V195H144ZM165 196V195H164ZM89 197V196H88ZM115 197V196H114ZM122 197V196H121ZM130 197V196H129ZM152 197V196H151ZM212 196H210L211 198ZM230 197V199H231ZM120 198V197H119ZM148 198V196H147ZM180 198V197H179ZM178 198V199H179ZM200 198V197H199ZM202 198V197H201ZM205 198V197H204ZM213 198V197H212ZM228 199V197H226ZM225 198V199H226ZM112 199V197H111ZM117 199V198H116ZM121 199V198H120ZM124 199H126V197H124ZM133 199V197H132ZM135 199V198H134ZM137 199V198H136ZM135 199V200H136ZM140 199V198H139ZM143 199V198H142ZM80 200V197L77 195L76 197H74V203L73 204H76L78 201ZM106 200V199H105ZM109 197H108V201H109ZM115 200V199H114ZM154 200V199H153ZM199 200V199H198ZM214 200V198H213ZM216 200V199H215ZM219 200V201H220ZM43 201V200H42ZM129 201V200H127ZM134 201V200H133ZM158 201V199H157ZM188 201V200H187ZM227 201V200H226ZM112 202V201H111ZM120 202V201H119ZM124 202V203H123ZM140 202V201H139ZM200 202V203H199ZM230 202V200H229ZM122 203L125 205H130V203L132 202H128L126 203L125 201L122 200L121 203H119L120 206L125 207L122 205ZM141 203V202H140ZM147 203V200L144 202V205L142 207L141 205V208L140 207H135V203L133 205V207L135 208H131L129 210V213L132 215V218H135L136 220H138L137 223L141 225L144 224V221L151 217V215L153 216V214L151 213V210H150V205L149 203L148 204H145ZM188 203V202H187ZM191 203V202H190ZM189 203V204H190ZM195 203V204H196ZM233 203V202H232ZM142 204V203H141ZM188 204V206H189ZM225 204V202H224ZM108 205V204H107ZM110 205V204H109ZM112 205H113V210L117 211V217L118 219L120 220L121 217L123 215H125V210H124V214H122L121 216V208H119L120 206L118 205V203L116 201H113L112 202ZM111 205V206H112ZM231 205V204H230ZM228 205V206H230ZM233 205V204H232ZM110 206V207H111ZM131 206V205H130ZM129 206V207H130ZM139 206V204H138ZM191 206V204H190ZM194 206V205H193ZM128 207V209H129ZM213 207V206H212ZM235 207V206H234ZM222 208V207H221ZM236 208V207H235ZM11 209V208H10ZM127 209V208H126ZM127 209V210H128ZM193 209V208H192ZM211 209V208H210ZM233 209V208H232ZM184 210V209H183ZM216 210V209H215ZM231 210V209H230ZM112 211V209H111ZM110 211V212H111ZM211 211V210H210ZM113 212V211H112ZM178 212V211H176ZM205 212V213H203ZM220 212V211H219ZM233 212V211H232ZM237 212V211H236ZM213 213V211H212ZM211 213V214H212ZM97 214V213H96ZM114 214V213H113ZM112 214V215H113ZM127 214V213H126ZM221 214V213H220ZM70 215V214H68ZM99 215V214H98ZM108 215V214H107ZM111 215V217H112ZM116 215V214H114ZM128 215V214H127ZM91 216V215H90ZM93 216V215H92ZM102 216V215H101ZM105 216V215H103ZM174 218L173 219H180L181 221H187L189 220V217L187 216V214H185L184 212H178V213H174ZM198 216V214H197ZM213 216V217H212ZM1 217V216H0ZM71 217V216H70ZM97 217V216H96ZM124 219H126L127 217L123 216ZM72 218V217H71ZM88 218V217H87ZM105 218V217H104ZM108 218V217H107ZM113 218V217H112ZM111 218V219H112ZM130 218V219H132ZM155 218V216H154ZM198 218V217H197ZM45 219V218H44ZM110 219V218H109ZM116 219V218H115ZM194 219V218H193ZM93 220V219H92ZM127 220V219H126ZM192 220V218H191ZM86 221V220H85ZM122 221V220H121ZM119 221L118 223H120V225L123 223ZM128 222H130V220L128 219L127 220ZM127 221L123 220V222H126V224L128 223ZM133 222V223H132ZM201 222V221H199ZM43 223V222H42ZM116 223V224H118ZM216 223V222H215ZM124 223V225H126ZM131 224H136L134 221H131ZM155 224V223H154ZM129 225V228H130V224L128 223L126 226ZM132 225V226H133ZM153 225V224H150V226ZM159 225V224H158ZM157 225V226H158ZM118 226V225H117ZM125 226V227H126ZM131 226V228H132ZM137 226V224L135 225ZM149 226V225H148ZM155 226V225H153ZM107 228V227H106ZM127 228V227H126ZM128 228V229H129ZM151 228V227H150ZM162 228V227H161ZM200 228V227H199ZM114 229V228H113ZM137 229V228H134V230ZM142 229V228H141ZM153 229V228H151ZM168 229V228H167ZM197 229V228H195ZM111 230V229H110ZM123 230V231H122ZM157 230V229H156ZM194 230V229H193ZM109 231V229H108ZM116 231V230H115ZM192 231V230H191ZM42 232V231H41ZM104 232V231H103ZM99 233V232H98ZM109 233V232H108ZM111 233V232H110ZM116 233V234H117ZM85 234V233H84ZM135 234V233H134ZM184 234V233H183ZM111 235V234H110ZM163 235V234H162ZM185 235V234H184ZM96 236V235H95ZM93 236V237H95ZM151 236V235H149ZM109 237V236H108ZM78 239H72L71 241L67 242L65 245H62V247L58 248L57 251L52 254L53 255V264H67L69 260H67V257L70 255L73 257V259L75 258V260L77 261V264H98V262L103 259V257L105 256V253L106 252H96L98 249H96V251L94 250L93 247H89L87 248L86 250H83L81 251L80 253H77V251L79 250V246L78 244L80 242H84V235L83 234H80L79 233V236L77 237ZM100 238H102L101 236H96V238L94 239V242L98 241ZM111 238V237H110ZM142 238V237H141ZM146 238V237H145ZM148 238V236H147ZM103 239V238H102ZM143 239V238H142ZM110 240V239H109ZM166 240V239H165ZM90 241V240H89ZM66 242V241H65ZM86 242V241H85ZM94 242L92 243L94 246ZM108 242V241H107ZM195 242V241H194ZM90 243V242H89ZM109 243V242H108ZM149 243V242H148ZM110 244V243H109ZM197 244V243H196ZM195 244V245H196ZM97 245V244H96ZM101 245V244H100ZM111 245V244H110ZM130 245V246H129ZM198 245V244H197ZM239 245H242L243 246V249L241 250L240 249V246ZM89 246V245H88ZM109 246V245H108ZM138 246V247H137ZM145 246V245H144ZM153 246V245H152ZM159 246V245H157ZM193 246V245H192ZM191 246V247H192ZM86 247V246H85ZM102 247V246H101ZM84 248V247H83ZM106 248V247H105ZM109 249V248H108ZM134 249H136L137 252H132L134 251ZM188 249V248H187ZM186 249V250H187ZM192 249V248H191ZM159 250V249H158ZM148 251V248L147 250ZM188 251V250H187ZM167 255V253L165 254ZM2 256V255H1ZM72 259V260H73ZM43 260V259H42ZM46 260V259H45ZM51 260V261H52ZM71 260V261H72ZM72 264V263H71Z\"/></svg>",
    "mask_w": 264,
    "mask_h": 264
},
{
    "label": "water",
    "instance_id": "water-1",
    "mask_svg": "<svg viewBox=\"0 0 264 264\" xmlns=\"http://www.w3.org/2000/svg\"><path fill=\"white\" fill-rule=\"evenodd\" d=\"M264 121V111L261 114ZM250 221L248 228L250 232L264 240V180L260 182L250 202Z\"/></svg>",
    "mask_w": 264,
    "mask_h": 264
}]
</instances>
